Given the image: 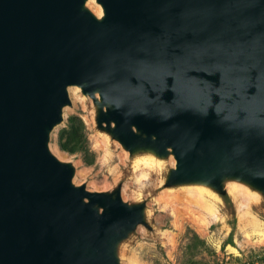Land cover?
<instances>
[{"label":"water","instance_id":"95a60500","mask_svg":"<svg viewBox=\"0 0 264 264\" xmlns=\"http://www.w3.org/2000/svg\"><path fill=\"white\" fill-rule=\"evenodd\" d=\"M73 86L160 190L264 205V0H0V264H122L153 230L52 149Z\"/></svg>","mask_w":264,"mask_h":264},{"label":"rangeland","instance_id":"374dc122","mask_svg":"<svg viewBox=\"0 0 264 264\" xmlns=\"http://www.w3.org/2000/svg\"><path fill=\"white\" fill-rule=\"evenodd\" d=\"M80 95L83 100L71 95L73 105L52 134V149L75 161L78 183L102 190L125 178L124 198H148L153 230L138 228L123 245L122 264H264L260 200L237 192L226 204L192 189L160 190L163 170L129 163L121 145L95 129L91 99Z\"/></svg>","mask_w":264,"mask_h":264},{"label":"bare ground","instance_id":"6f19581e","mask_svg":"<svg viewBox=\"0 0 264 264\" xmlns=\"http://www.w3.org/2000/svg\"><path fill=\"white\" fill-rule=\"evenodd\" d=\"M89 1H92V0H89ZM98 10H99V8H98ZM70 92H71V95H73V97L75 98V99H82V97H81V93H79L80 92V88L78 87V86H73V87H71L70 88ZM83 100V99H82ZM70 108V107H69ZM57 155L60 157V158H62V159H65L64 158V154H62V153H58L57 152ZM123 155V154H122ZM126 156H128V154H127V152H126ZM137 168V167H136ZM147 171H148V169H147ZM192 192H194V194H198V195H200L203 199H204V191L203 190H198V189H192L191 190ZM206 198V197H205ZM208 199V198H207ZM209 201V200H208ZM208 203V206L210 207V209L212 210V212H213V215H215V214H217V211H214V209L212 208L213 207V205H211V202H207Z\"/></svg>","mask_w":264,"mask_h":264}]
</instances>
